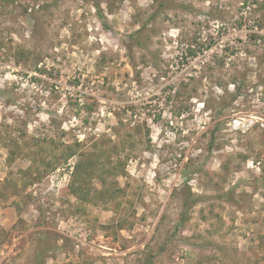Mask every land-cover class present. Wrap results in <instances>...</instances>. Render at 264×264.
<instances>
[{
  "label": "rangeland",
  "instance_id": "374dc122",
  "mask_svg": "<svg viewBox=\"0 0 264 264\" xmlns=\"http://www.w3.org/2000/svg\"><path fill=\"white\" fill-rule=\"evenodd\" d=\"M0 264H264V0H0Z\"/></svg>",
  "mask_w": 264,
  "mask_h": 264
},
{
  "label": "trees",
  "instance_id": "16d2710c",
  "mask_svg": "<svg viewBox=\"0 0 264 264\" xmlns=\"http://www.w3.org/2000/svg\"><path fill=\"white\" fill-rule=\"evenodd\" d=\"M137 33H138V31H136V33H133L130 38L132 39L133 37H135L136 36L135 34H137ZM37 258H38V255H37Z\"/></svg>",
  "mask_w": 264,
  "mask_h": 264
},
{
  "label": "built area",
  "instance_id": "2783aa9c",
  "mask_svg": "<svg viewBox=\"0 0 264 264\" xmlns=\"http://www.w3.org/2000/svg\"><path fill=\"white\" fill-rule=\"evenodd\" d=\"M233 123L235 124V123H236V121H233Z\"/></svg>",
  "mask_w": 264,
  "mask_h": 264
}]
</instances>
